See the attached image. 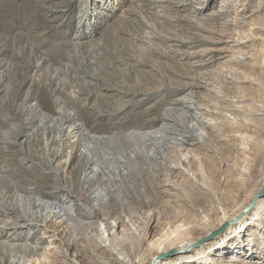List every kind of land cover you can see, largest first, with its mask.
<instances>
[{"label":"rangeland","instance_id":"1","mask_svg":"<svg viewBox=\"0 0 264 264\" xmlns=\"http://www.w3.org/2000/svg\"><path fill=\"white\" fill-rule=\"evenodd\" d=\"M141 1L0 0V72L13 66L0 86L1 130L20 125L27 106H39L37 115L21 124V132L8 138L15 142L9 149L0 141V168L11 171V180L18 187L8 191L1 187L0 204L6 213L0 211V220H16L29 208L36 211L31 201L39 197L58 205L62 201L73 208L74 198L65 191L49 192L57 188L56 183L69 188L71 178L73 187L78 188L75 181L82 170H72L76 157L73 161L69 158L70 144L87 143L86 135L121 134L116 143L94 144L98 155L105 149L109 151L110 165L114 163L111 153L130 151L141 142L123 137L125 132L160 130L165 143L172 146L169 151L165 149L164 159L160 160L164 165L153 170L154 164L148 162L152 170L147 174L140 170L144 161L132 158L135 174L127 178L132 187H124L123 207L111 201L103 209L107 214L103 220L98 215L90 222L82 218L73 231L67 230L60 249L75 251V264H139L156 252L161 240L205 231L217 223L222 209L236 205L250 180L259 179V167L264 162V155L257 157L254 149L257 137L264 146V0ZM222 9L225 11L217 13ZM14 36L21 38L15 41ZM52 44L60 45V53L71 51L75 59L63 61L60 54L42 61L40 53L50 50ZM92 50L103 53L94 64L90 63ZM29 59L38 68H29L25 73L28 78H24L23 66L29 64ZM135 60L144 63L134 69L128 67ZM60 62L69 64L67 72L60 70ZM47 72L61 80L57 89L55 85L48 90L33 87L30 78L37 79ZM84 72L96 73L98 81L87 82ZM122 72L127 74L122 77ZM27 94L31 96L27 98ZM55 99L57 106H50ZM22 102L26 109L19 106ZM66 114L73 117L64 121ZM40 115L44 116L42 123ZM49 124L54 125L53 133L43 134ZM162 126L169 129L164 131ZM36 129L35 140L25 138V133ZM173 129H179V135L168 133ZM186 135H191V144L180 141ZM164 141L151 134L146 148L157 156L156 147L166 146ZM56 150L60 154L53 161ZM64 162L70 164L69 168L61 167ZM16 169L20 171L17 174L13 172ZM41 175L47 179L40 180ZM32 183L48 194L27 189ZM79 203L90 206L84 197ZM114 215L116 221H121V229L115 227ZM235 227L237 224L209 240L217 242L233 235ZM262 230L251 226L239 235L241 247L233 246L238 244L235 237L224 248L214 249L215 243L208 245L180 264H207L201 261L206 257L223 264H264L260 253L248 255L250 238L256 244L264 243ZM10 233L8 228L2 230L0 241L8 242ZM16 234H20L18 239L9 241L16 250L3 252L5 258L0 264H8L10 255L22 253L20 245H39L41 237V249L16 264H54L50 256L57 249V241L48 229L25 225L17 228ZM90 240H97L96 244ZM257 247L253 248L258 252ZM232 257L240 261L230 262Z\"/></svg>","mask_w":264,"mask_h":264},{"label":"bare ground","instance_id":"2","mask_svg":"<svg viewBox=\"0 0 264 264\" xmlns=\"http://www.w3.org/2000/svg\"><path fill=\"white\" fill-rule=\"evenodd\" d=\"M99 1H103V0H99ZM141 5H143V4H141ZM137 9H138V7H137ZM125 10L129 11V9H125ZM224 11L225 10H223V9L222 10H217V13H219V12L222 13ZM117 16H119V15H117ZM129 20H130V18H129ZM127 21L128 20H126V22ZM140 21L141 20H139V22ZM119 22H120V20H119ZM121 23H122V20H121ZM121 26L125 27V25H120V27ZM136 26H138V25H136ZM114 27H115V25H114ZM139 27H140V24H139ZM115 34H117V33H115ZM118 35H119V32H118ZM12 38L15 41H17L18 38H21V36L20 37L19 36H14ZM71 44H72V42H71ZM59 47H60V45L52 44L50 50H48L45 53H40V55H39L40 59L45 62L46 58L48 56L60 57V54H61V58H62L63 61L66 60L67 62L68 61L72 62L75 59V56L71 54V51H65V52H61V53L59 51H57ZM74 47H77V46H74ZM88 47H89V45H88ZM103 52H104V50H103ZM0 53H1V51H0ZM100 53L101 52H99L97 54L96 51H94V50L91 51L90 56L93 54V57H92L93 59L90 60L91 64L92 63L94 64L95 60H97V59H98V61L101 60L100 59ZM114 53L118 54V51H115ZM101 54H103V53H101ZM114 57L116 58V55ZM120 57H121V55H120ZM106 58H105V60H106ZM34 60H35V58H34ZM107 60H109V59H107ZM115 60H117V59H115ZM29 61H30L29 64L23 66V69L25 70L24 73H23L24 76H25L24 78H28V76H26L25 73H28L29 68H31V67L38 68V65H35L33 61H31L30 59H29ZM125 62H127V61H125ZM106 63H107V61H106ZM143 63H144V61L135 60L134 64H129L128 67L134 69L135 67H137L138 65L143 64ZM60 64H62L60 66V70L64 71V72L65 71L67 72L69 64L66 63V62L65 63H61L60 62L59 65ZM100 64H102V63H100ZM126 65H128V64L126 63ZM101 66H103V65H101ZM125 67H127V66H125ZM11 68H13V66L12 67L11 66L7 67L6 70H2L1 69L2 72H0V86H2V83L4 81V79H2V78H4V76L8 75V71L10 72ZM124 70H126V69L124 68ZM144 73L146 74V72H144ZM83 74H84L85 77L88 78V80H86V81L89 82V83L90 82L93 83V81H98V77L96 76V73L84 72ZM126 74L127 73H124V72L121 73L122 77L124 75H126ZM81 78H82V76H81ZM111 79H112V77H111ZM19 80H21V78H19ZM75 80H78V81H81V82L85 83V80H83V79H75ZM30 81L33 82L32 86L33 85L37 86L38 90L39 89L48 90L49 87H52V85H55V89H57V87H56L57 84L61 82L60 79L58 81V76L55 77L54 74H52L50 72L41 74L37 79H34V78L31 77ZM23 83H24V80H23ZM41 83H43V84H41ZM1 88H3V87H1ZM2 90L4 91V89H2ZM33 92H31V93H33ZM49 92L51 94V90H49ZM30 96H29V94L26 95L27 98L30 97ZM5 100H6V98H4V102H5ZM184 100H185V98H184ZM24 101H26V98L24 99ZM54 104L55 105L57 104V100L56 99L51 102L50 106H52ZM182 105H184V104H182ZM19 106H21V109H26V106H25L24 102H22L21 105H19ZM38 107L39 106H36V105L35 106H30V107L27 106V115H26L24 121H20L22 125L23 124L25 125L27 123V121H30L31 120L30 119L31 116L33 117V116L37 115L36 112L38 111ZM262 110L264 111V108H262L261 111ZM53 111H55V110H53ZM257 113H260V112H257ZM63 114H64V111H63ZM1 115L2 114H0V121L2 120ZM40 117L41 118H40L39 122L42 123L43 120H44V116L40 115ZM72 117H73V115H71V114L67 115L66 114L64 121L70 120ZM164 117L166 119L168 118V117H166V115H164ZM195 120H196V118H195ZM51 123H53V122H51ZM21 124L20 125L19 124L18 125H11L9 127V130H4V131H2L1 128H0V141L6 144L7 149H9V146L11 144L15 143L13 140H10L8 138L12 134H16L19 131L21 132V130H20V127H22ZM177 124H178V122H177ZM60 127H62V126H60ZM78 127L79 126L76 125V126H74V129L77 130ZM162 127H163L164 131H165V128H166V130L169 129L167 126L166 127L162 126ZM53 128H54V125L53 124H49L47 127H44L43 134H45L46 131L50 132L51 130H53ZM42 129H43V127H42ZM185 130H187V129H185ZM178 131H180V130L179 129H173V130H169L168 133H170L171 135L175 136V135H179ZM154 133H155V135L158 138H160V140L164 141V139L162 137L163 136L162 131H160V130H156V131H131V132L123 133V135H122L123 137L128 138V139H132V138L138 139L141 142H139V144L137 146L134 145L133 148H131L130 151H125V152L121 151V152H117V153H111V156H112L111 158L114 161L113 165H110L107 162V160H108L107 157L110 155L109 151L107 149H105V150L103 149L104 150L103 154L102 155H98L97 149L94 146V144L98 143L100 141L108 142L109 144L110 143L113 144V142L116 143L115 140L118 137L121 136L120 133H115L113 135H107V136L86 135V138H88L87 143L82 144V142L79 141L78 143L76 142V143L70 144L71 151H70L69 158L72 160L73 158L76 157V163L75 164L73 163L74 166H73L72 170L75 171L76 169H78L80 167H81V170H82L80 177L75 181V184L77 185L78 188L73 187L74 186V180H72V178H71L70 185L67 186L69 188H64V187H61V186H57V183H56V187L57 188L54 191H50L49 190L50 191L49 193L50 194H54V192L57 191V190L65 191V193L67 195L72 196L74 198L75 202H73V203H75V204L73 205V208H70L69 205H68L69 207L65 206L64 202H62V201H60V204L58 205L56 203L53 204V203H48L46 201H43L42 200L43 198L41 199L39 197L38 199L36 198V200H35V198H33L34 201H31L32 203L34 202V205L36 206V211H34L31 208H29V209L26 210V214L20 216V218H16V220H0V232L2 230L4 231L7 228L11 230V233L9 234V237L8 236L6 237L8 242L0 241V247H1V249H3V251L0 252V261L3 258H5V256H4L5 253H3V252H8L9 250H16V249L13 248V244L11 242H9V241L10 240L13 241V240L18 239V235H20V234H16V229L17 228H23V227H25V225H32V226L41 225L44 228L48 229V231L51 233V236L54 237L55 240L57 241V249L51 251L50 262L54 263V264L55 263L64 264L66 262H70V263H74L75 264L76 262H74V258L77 255L75 253V251H71V248L69 249V251H67V249L66 250L63 249L64 251L62 249H60L61 244H63V242H64V236H65L66 232L68 233L67 230H72L73 231L74 228L76 227L77 223L79 221H82V218H84V220L90 222L94 218V215H98L103 220L105 218L104 216L107 215L106 213L103 212V209L107 208L108 203L111 202V201L115 202L117 204L118 208L123 207V205H124L123 196H124V192H125L124 191V187H127V188H129L130 186L132 187V184H130V181L127 180V178L132 176L133 174H135V167L133 165V159H132L133 157L140 159V162H141V160L144 161V162H142L143 164H142V167L140 168V170H141V172H144L145 174H147V172H150L152 170V169H150V166L148 167V162L150 164H154L153 170H156L158 165H164V163L161 162L160 160L164 159V151H165V149L167 151H169V150L172 149V146H171V144L169 142L165 143V141H164V144L166 146H164V147H163V145H160L159 147L157 146L156 148H157V151L159 152L158 153L159 156L158 155L156 156L151 151H148L149 149L146 148L145 142H146V140H148L150 138L151 134H154ZM37 134H38V131L36 129L35 132H27V133H25V135H26L25 138H27L28 140H30L32 142L33 140H35ZM258 136H260V135H258ZM60 138H62V137H59V139ZM66 139H68V138L66 137ZM180 141H182L184 144L188 145V144H191L192 137H191V135H186L185 139H182ZM261 141H260L259 137L256 138V143H255V148L254 149H255V155L257 157H259V156L262 157L264 155V153H263L264 152V150H263L264 146L261 144ZM67 143H71V142L69 141ZM66 145H69V144H66ZM64 146H65V143H64ZM80 147H82V148H80ZM59 154H60V151H58V150L54 151L53 161H56V159H57ZM150 158L153 161H150ZM262 160H264V159H262ZM58 165H60V163ZM69 166H70V164H67V162H64L61 165V167H64V168L65 167L69 168ZM257 166H259V164H257ZM53 167L51 169H53ZM259 169H260L259 179L256 182L253 181V180L249 181V185H247V188L245 189L243 194L240 196V199H238V201L236 202V205L232 206L229 210L222 209V216L218 219L216 224L210 225L203 232H199V233H196V234H194L195 233L194 231L193 232H189V233H185V234L182 233L183 236H180V237L177 236L176 238H174L175 236H171V237H167V238L161 240L160 243L157 246L156 252L153 253L151 255V257H149L150 259L148 258V259L141 260L139 262V264H151L154 261H156L155 264H157L159 262V260H162V264H180L183 261H185L186 259H189V258H192L194 256L199 255L202 252L204 247H209L208 245H213L215 243L212 246V247H214V249L215 248H224L235 237H237L238 244L235 245L236 244L235 243L233 246L235 247V246L239 245V247H241V245H243V244L240 243L241 240L240 241L238 240L239 239V235H241L244 231H246L251 226L252 227L256 226L257 229L258 228L259 229H263L262 230V233H263L264 232V195L263 196H258V194L264 187V162H263V164L260 165ZM10 172H11L10 170L6 169V170L3 171L0 168V189H1V187L4 190H6V191H8L10 189H18L17 185L11 180L12 177L10 176ZM13 172L17 174L20 171L18 169H16ZM43 179H47V178H44V176L41 175L40 176V180H43ZM66 183H68V182H66ZM33 184L34 183L30 184L29 185L30 187H28L27 189H29L31 191L33 190L34 192L37 191V190L40 191V192H43V194H41V195H44L45 193L48 194V192L37 188ZM52 185H55V183H52ZM52 185L50 187L53 188L54 186H52ZM82 197H84V198H86L87 200L90 201V206L89 207H85V206H83V205H81L79 203V201L81 200ZM0 211H3V213H6V208L5 207L3 208L1 204H0ZM113 217H116V216L114 215ZM116 219H117V217L113 219V221L115 222L114 225H115L116 228H120L121 229V227H122L121 221L120 220L116 221ZM103 224H105V223H103ZM235 224H237V227H235V230H234L235 234H233V235L230 234L229 236L225 235L223 238L221 237L219 239L220 241L218 240L217 242H215L213 240H209L210 238H213L218 233H222V232H226L227 233V231L229 229H231V227L233 225H235ZM106 230L107 229H106V226H105L104 229L102 230V232L105 233ZM113 232H114V230H113ZM262 233H260V234H262ZM107 235H109V233ZM248 235L250 236L251 234H248ZM38 239L41 240V242H39V245H32L30 243H25L23 245H20V248L22 249L21 250L22 253H19V254L17 253V254L10 255L8 264H16L18 261H21L23 259V257H25L27 255L29 256V255L36 254L41 249L40 245L43 244V240H44V239L42 240V237L38 238ZM99 239H100V237H99ZM261 239H263V238L261 237ZM96 241L97 240H90V243L92 245H95ZM103 241H104V239H103ZM248 241H249L248 244L252 245L251 247H249L250 248V254H248V255L251 256V255H253L255 253L256 254L260 253L261 257H264V243L260 242V243L256 244L255 243L256 241L253 240V238H250ZM37 243L38 242H36V244ZM104 245H106V243ZM258 245L261 246L262 248L257 247ZM194 247H197V250H195L196 248H194ZM253 247H257L259 251L257 252V250H254ZM23 250L26 251L27 253L23 252ZM111 250H112V248H111ZM191 251H194L192 253V255L191 254H187L188 252H191ZM2 253H3V255H1ZM176 253H179V254L175 255ZM170 255H175V256L172 257V258H167ZM243 255H244V253H242V256ZM119 259H122V257L119 256ZM196 259L198 260V259H200V257H197ZM201 259H202L201 261L203 263H207V264H223L221 261H219V262H215V261L213 262L212 261L211 262L209 257L201 258ZM125 261L128 262L129 259H126ZM231 261H240V258L232 257V258H230V262Z\"/></svg>","mask_w":264,"mask_h":264},{"label":"water","instance_id":"3","mask_svg":"<svg viewBox=\"0 0 264 264\" xmlns=\"http://www.w3.org/2000/svg\"><path fill=\"white\" fill-rule=\"evenodd\" d=\"M264 195V187L263 189L259 192L258 196H263ZM156 261L152 262L151 264H155Z\"/></svg>","mask_w":264,"mask_h":264}]
</instances>
